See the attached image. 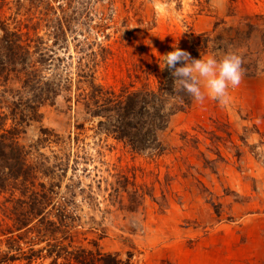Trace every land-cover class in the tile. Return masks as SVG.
<instances>
[{
    "label": "rangeland",
    "instance_id": "1",
    "mask_svg": "<svg viewBox=\"0 0 264 264\" xmlns=\"http://www.w3.org/2000/svg\"><path fill=\"white\" fill-rule=\"evenodd\" d=\"M49 1L73 20L56 50L63 60L43 64L42 75L69 77L72 88L19 124L0 119V133L11 129L0 161V257L18 256L4 264H28L30 248L32 264H88L74 257L83 250L92 264H103L97 250L120 264H264V0ZM30 5L0 0V33L38 32L50 46L41 6ZM174 45L193 58H241L227 107L192 98L154 153L81 110L92 87H156L160 56ZM86 66L92 78L79 75ZM21 85L0 78V114Z\"/></svg>",
    "mask_w": 264,
    "mask_h": 264
},
{
    "label": "trees",
    "instance_id": "2",
    "mask_svg": "<svg viewBox=\"0 0 264 264\" xmlns=\"http://www.w3.org/2000/svg\"><path fill=\"white\" fill-rule=\"evenodd\" d=\"M27 1L31 4L30 7L41 6L42 19L45 21L46 33L49 36L48 40H52V44L48 46V42L38 32H35L36 36H29L28 32L19 33L5 26L1 27L0 78L10 81L13 75L20 81L22 88L14 94L11 89L8 90L12 94L7 105L9 112L1 113L0 119L10 117L12 120L18 121V124L25 120L28 114L26 111L32 112L34 117L40 105L47 102L55 103L64 89L71 90L72 88L69 77L59 81L51 79L42 75L41 66L51 63L56 58L63 60L56 50L67 41L73 16L64 10L58 13L51 6L49 0ZM86 67L79 75L92 78L91 68ZM160 75L158 85L153 88L123 89L116 92L92 87L90 94L84 98V102L81 101L83 104L81 110L91 117H99L98 126L100 128L106 129L116 138L129 144L134 150L150 153L162 150L163 135L169 128L173 115L189 106L192 97L186 92L174 89V77L170 69H160ZM23 90H27L26 92L30 96H24ZM75 100L77 103L79 102L77 98ZM75 125L79 128L83 127L84 123H80L77 118ZM12 128H15V125ZM10 130L0 133V161L7 157L2 146L3 140L7 138ZM4 186V178L0 176V188ZM30 211L35 213V211ZM36 214L38 215L39 212ZM41 222L44 223V221ZM53 246L56 247L55 244ZM62 249L64 250V247ZM37 252L30 248L28 252L24 253L28 264H32L33 256L37 255ZM97 253L98 260L103 264H120V260L111 254H103L99 250ZM93 254L92 250H83L75 253L74 257L77 261L92 264L95 260L91 257ZM17 257L16 254H12L10 257L5 254L0 257V264Z\"/></svg>",
    "mask_w": 264,
    "mask_h": 264
},
{
    "label": "clouds",
    "instance_id": "3",
    "mask_svg": "<svg viewBox=\"0 0 264 264\" xmlns=\"http://www.w3.org/2000/svg\"><path fill=\"white\" fill-rule=\"evenodd\" d=\"M160 61L161 70L172 71L174 89L188 93L199 103L208 98L227 107L231 102L229 89L238 87L242 79V61L234 53L220 59L214 55L193 58L187 50L174 45V50L161 54Z\"/></svg>",
    "mask_w": 264,
    "mask_h": 264
}]
</instances>
